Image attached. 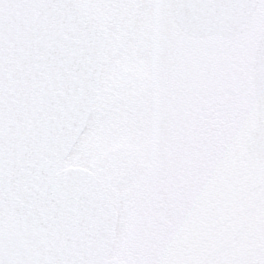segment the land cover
<instances>
[{
  "label": "snow or ice",
  "instance_id": "snow-or-ice-1",
  "mask_svg": "<svg viewBox=\"0 0 264 264\" xmlns=\"http://www.w3.org/2000/svg\"><path fill=\"white\" fill-rule=\"evenodd\" d=\"M0 264H264V0H0Z\"/></svg>",
  "mask_w": 264,
  "mask_h": 264
}]
</instances>
